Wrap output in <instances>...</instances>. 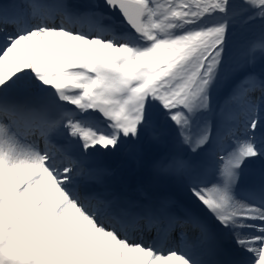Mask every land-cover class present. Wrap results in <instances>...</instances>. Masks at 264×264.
Here are the masks:
<instances>
[{
  "label": "snow or ice",
  "instance_id": "6c2138e0",
  "mask_svg": "<svg viewBox=\"0 0 264 264\" xmlns=\"http://www.w3.org/2000/svg\"><path fill=\"white\" fill-rule=\"evenodd\" d=\"M0 264H264V0H0Z\"/></svg>",
  "mask_w": 264,
  "mask_h": 264
},
{
  "label": "bare ground",
  "instance_id": "6f19581e",
  "mask_svg": "<svg viewBox=\"0 0 264 264\" xmlns=\"http://www.w3.org/2000/svg\"><path fill=\"white\" fill-rule=\"evenodd\" d=\"M101 164H104L105 166L115 168L118 171L124 169L126 166L122 164V162L118 158H102L100 161ZM130 167V166H129ZM135 179L138 181L140 179H143V175H137ZM165 190L176 197L178 200H182L181 196L179 195V192L184 194V198L188 199V194L179 188V186H166Z\"/></svg>",
  "mask_w": 264,
  "mask_h": 264
}]
</instances>
